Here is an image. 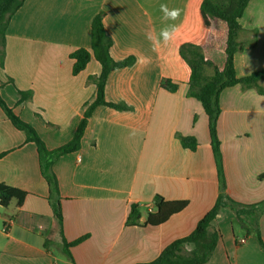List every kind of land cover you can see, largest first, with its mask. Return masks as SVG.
Returning <instances> with one entry per match:
<instances>
[{
    "label": "crops",
    "instance_id": "obj_1",
    "mask_svg": "<svg viewBox=\"0 0 264 264\" xmlns=\"http://www.w3.org/2000/svg\"><path fill=\"white\" fill-rule=\"evenodd\" d=\"M201 1L26 0L13 16L5 66H0V93L49 152L73 140L97 98V87L89 80L100 76V63L92 57L87 68L74 75L71 54L91 50L92 23L98 14L104 13L115 60L143 55L151 63L145 67L136 62L110 75L106 100L130 109L98 107L80 150L59 157L40 154L0 107V184L26 193L21 203L13 199L0 210V264H71L54 211L58 200L66 241L88 236L71 249L75 264L152 262L170 244L189 236L213 208L220 180L208 117L201 103L188 96L187 72L174 42L153 51L146 38L147 32L156 34L164 26L161 4L182 9L176 21L179 32L200 34ZM240 24V40L247 46L236 55L235 64L237 75L244 77L264 70V0H252ZM164 79L178 83V91L163 89ZM19 91H32V100L20 103ZM220 105L218 132L227 193L243 205L260 204L264 96L234 87L222 92ZM178 135L195 137L198 149H185ZM48 177L57 179L58 193L52 194ZM157 195L187 201L188 206L158 227H128L131 206L150 210ZM234 217L224 208L213 222L222 238L207 264H264V249L252 234L236 235ZM140 221L145 222L144 215ZM259 229L264 242V206L259 209Z\"/></svg>",
    "mask_w": 264,
    "mask_h": 264
},
{
    "label": "trees",
    "instance_id": "obj_2",
    "mask_svg": "<svg viewBox=\"0 0 264 264\" xmlns=\"http://www.w3.org/2000/svg\"><path fill=\"white\" fill-rule=\"evenodd\" d=\"M26 0H0V66L4 68L6 57V35L13 16L22 8ZM252 0H202L200 5V17L203 30L200 34L180 31L173 41L178 48L181 61L186 69L185 83L189 87L188 96L199 101L208 117V128L211 147L215 156L219 180L220 194L213 208L199 221L196 229L187 237L170 244L162 254L154 261L143 264H207L214 255L222 238L221 231L213 227L224 208L231 209L248 235H253L262 249L264 242L259 229V209L264 202L257 205H243L229 196L225 179L224 162L222 156V142L218 132V122L222 113L220 97L223 91L241 87L243 90L254 89L259 95L264 96V70L254 72L251 75L239 77L237 75L235 57L242 52L247 44L240 40L243 28L240 20L245 14ZM212 42L221 43L223 49V61L221 64L208 54ZM114 41L108 34L104 25V13L98 14L92 23L91 50L81 48L71 54L74 60L73 74L83 72L92 57L101 65L100 76L91 77L97 87V98L85 112L73 140L67 145L49 152L39 137L36 130L22 121L7 105L0 93V107L4 110L13 125L27 134L29 142L37 145L40 154L54 155L56 157L76 152L81 148L82 138L88 126L89 119L95 110L102 106L117 111H127L130 108L126 104L111 103L106 100V86L110 75L117 70L125 69L136 64L135 56H128L122 60H115L112 56ZM212 69L213 73L208 74ZM10 81H12L10 79ZM161 87L171 93L179 89V84L171 79H164ZM20 103L28 102L33 98V92L19 91ZM185 149L195 152L199 143L195 137L178 135ZM1 158V156H0ZM260 179H264V174ZM51 192L58 193V181L55 177H48ZM26 193L21 190L0 184V205L7 207L13 199L23 201ZM188 206L187 201H167L157 195L153 208L142 209L138 204L131 206L127 219L128 227H158L165 224L170 218L181 213ZM56 219L63 236V252L71 264H75L71 249L82 244L88 236L73 242H67L63 234V216L60 200L54 204ZM145 222L141 223L142 216ZM192 246L191 250L187 247Z\"/></svg>",
    "mask_w": 264,
    "mask_h": 264
},
{
    "label": "clouds",
    "instance_id": "obj_3",
    "mask_svg": "<svg viewBox=\"0 0 264 264\" xmlns=\"http://www.w3.org/2000/svg\"><path fill=\"white\" fill-rule=\"evenodd\" d=\"M160 11L162 13V21L165 22L164 26L156 34H154L152 31L146 33V38L149 40L153 51H157L161 47H166L171 42H173L177 38L180 27L176 21L181 19V8H170L167 4H161ZM137 63L146 67L151 63V58L140 55L137 58Z\"/></svg>",
    "mask_w": 264,
    "mask_h": 264
},
{
    "label": "rangeland",
    "instance_id": "obj_4",
    "mask_svg": "<svg viewBox=\"0 0 264 264\" xmlns=\"http://www.w3.org/2000/svg\"><path fill=\"white\" fill-rule=\"evenodd\" d=\"M208 54L215 60V62H217L218 64H221L223 61V49H222L221 43L212 42L210 44ZM212 73H213V70L209 69L208 74H212ZM2 209L3 207L0 205V210ZM233 227L235 229V233L237 236L246 234L245 229L242 227L240 221H238L236 217H234V220H233Z\"/></svg>",
    "mask_w": 264,
    "mask_h": 264
},
{
    "label": "built area",
    "instance_id": "obj_5",
    "mask_svg": "<svg viewBox=\"0 0 264 264\" xmlns=\"http://www.w3.org/2000/svg\"><path fill=\"white\" fill-rule=\"evenodd\" d=\"M10 223H11V222H9V224L4 225V227H3V232H4V233H7V232H8ZM240 243H241V244H245V243H246V240H245V239H242V240L240 241Z\"/></svg>",
    "mask_w": 264,
    "mask_h": 264
}]
</instances>
